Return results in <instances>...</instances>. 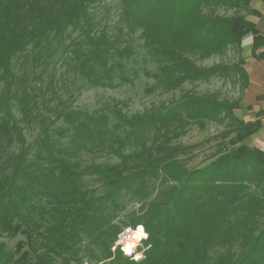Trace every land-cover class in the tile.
I'll list each match as a JSON object with an SVG mask.
<instances>
[{"label":"trees","instance_id":"obj_1","mask_svg":"<svg viewBox=\"0 0 264 264\" xmlns=\"http://www.w3.org/2000/svg\"><path fill=\"white\" fill-rule=\"evenodd\" d=\"M253 1L119 0L117 21L102 26L94 10L104 0H0V264H264V151L247 144L264 111L244 121L240 101L186 92L141 113H89L55 90L57 65L88 88L118 89L142 61L148 94L212 78L244 94L245 58L197 61L241 52L248 36L251 57L264 61V33L243 14L260 16ZM225 122V143L190 167L176 140ZM95 152L117 161L86 163ZM129 202L141 206L128 224L148 233L138 262L112 252Z\"/></svg>","mask_w":264,"mask_h":264},{"label":"rangeland","instance_id":"obj_2","mask_svg":"<svg viewBox=\"0 0 264 264\" xmlns=\"http://www.w3.org/2000/svg\"><path fill=\"white\" fill-rule=\"evenodd\" d=\"M119 0H104V2L98 6L94 12L97 15V20H100L102 26H113L118 18L119 11ZM253 9H257L260 13L264 14V0H254L251 4ZM218 14L224 16H232L236 14L233 10L228 9H219ZM243 14L247 17V19L258 21L260 26L264 24V18L259 20V16L250 15L247 12H243ZM252 22V21H251ZM254 23V22H253ZM255 24V23H254ZM256 25V24H255ZM264 26V25H263ZM248 38V37H246ZM245 38V39H246ZM244 39V40H245ZM243 40V42H245ZM244 44V43H243ZM242 46V51H238L236 47L230 48L227 55L224 57L214 56L208 60L197 61V64L202 67H210L219 62L225 63H233L237 62L240 57L245 58L246 63H249L252 59L251 55V47L247 44ZM249 55V56H248ZM145 66V63L141 61L140 64L134 66L132 65V69L139 70V75L135 77L132 74L133 83L120 87L118 89H103V88H88L85 81L80 80L75 76V74L68 70L67 66H56V83L55 90L61 93L62 100L73 110L76 111H85L92 113L94 111H102L108 106H119L123 109L125 113L135 114L141 113L143 110L150 108L152 106H159L163 103H168L174 99L179 98L186 92H194L197 94L204 93H217L221 99H226L229 101H240L243 106L242 110H235V115L244 120V121H254L256 119V112H249L252 110H248L244 103L243 91L240 89L239 83L236 81H228L221 78H212L208 81H200L197 83H186L181 89H178L174 92H162L157 91L152 94H148L145 89L152 86L154 81L152 79L146 78L140 68L142 69ZM52 75H55V71L49 70ZM63 73V80L60 81V76ZM60 75V76H59ZM0 83V88H1ZM46 86V83L43 87ZM48 97H51L49 94ZM264 120V118H263ZM227 122L224 124L220 123H208L205 128H200L198 126H192L188 130V132L176 140L175 144H180L187 149L186 153L183 154V159L187 158L189 161V166H202L211 160V157L216 151L219 149V146L223 141L222 133L226 131L228 128ZM58 127H65L66 123L64 121H59L57 124ZM64 141V140H63ZM225 143V142H224ZM247 144L251 145V140H247ZM109 155H106L104 152H95L94 155H87L85 160L86 163L96 162V163H106V162H116L117 159H112ZM186 161V159H185ZM98 187V183H94L92 181V187ZM154 186V183H151V187ZM154 194L151 195L153 197ZM141 204H137L134 202H129L123 209L117 213L115 223L120 225L121 231L117 236V240L114 243L112 248V252H117V249L121 251V249L117 246V241L119 236L122 233L126 232V229L131 228L135 231V228L128 224L130 217H133L134 213H139V208ZM19 240H9L6 239L8 246L10 248H14L16 242ZM148 240V239H147ZM142 240L140 244L135 248V251L131 256L125 255L126 257L132 259V256H135L138 253H143L148 249V245H146L145 241ZM140 260V261H141ZM135 261V260H133ZM138 262V261H135ZM55 264H62L60 261H57ZM102 264V263H101Z\"/></svg>","mask_w":264,"mask_h":264},{"label":"crops","instance_id":"obj_3","mask_svg":"<svg viewBox=\"0 0 264 264\" xmlns=\"http://www.w3.org/2000/svg\"><path fill=\"white\" fill-rule=\"evenodd\" d=\"M258 18L259 20H262L261 18H264V14L260 13ZM250 21L256 24L258 30L261 33H264V24L260 26L258 21ZM249 37H251V41L248 43H243L247 44L249 47H252L253 38L252 36H248V38ZM248 38H246L244 41L248 40ZM243 43L242 46H245ZM245 70L249 76L250 86L245 93L244 103L246 106L252 107V110L249 112L264 111V61H257L252 58L249 63L245 64ZM249 140L252 142L251 146L260 148L264 151V120L263 128Z\"/></svg>","mask_w":264,"mask_h":264},{"label":"clouds","instance_id":"obj_4","mask_svg":"<svg viewBox=\"0 0 264 264\" xmlns=\"http://www.w3.org/2000/svg\"><path fill=\"white\" fill-rule=\"evenodd\" d=\"M251 41V37L245 41L248 43ZM148 239V233L145 231L144 226L139 224L136 226L135 231L131 228L126 229L125 233L121 234V238L117 241V246L123 245L121 251L128 256L132 255L133 250L140 244L142 240ZM143 258V253H138L132 256L135 261H140Z\"/></svg>","mask_w":264,"mask_h":264},{"label":"built area","instance_id":"obj_5","mask_svg":"<svg viewBox=\"0 0 264 264\" xmlns=\"http://www.w3.org/2000/svg\"><path fill=\"white\" fill-rule=\"evenodd\" d=\"M120 238H121V235L119 236V239H120ZM119 239H118V240H119ZM118 247H119L120 249H122L123 245H119ZM134 251H135V249L133 250V252H134ZM133 252H132V253H133Z\"/></svg>","mask_w":264,"mask_h":264}]
</instances>
